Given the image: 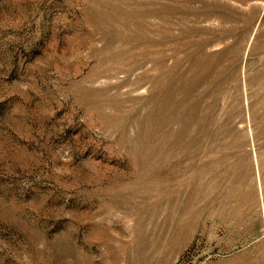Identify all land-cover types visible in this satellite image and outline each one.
Returning <instances> with one entry per match:
<instances>
[{
    "label": "rangeland",
    "instance_id": "374dc122",
    "mask_svg": "<svg viewBox=\"0 0 264 264\" xmlns=\"http://www.w3.org/2000/svg\"><path fill=\"white\" fill-rule=\"evenodd\" d=\"M0 264H264V0H0Z\"/></svg>",
    "mask_w": 264,
    "mask_h": 264
}]
</instances>
